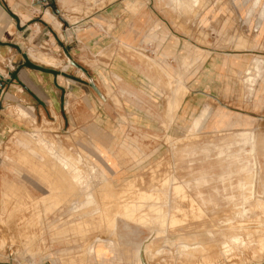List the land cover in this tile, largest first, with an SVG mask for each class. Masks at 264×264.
<instances>
[{"label":"rangeland","instance_id":"1","mask_svg":"<svg viewBox=\"0 0 264 264\" xmlns=\"http://www.w3.org/2000/svg\"><path fill=\"white\" fill-rule=\"evenodd\" d=\"M0 39V264H264V0H0Z\"/></svg>","mask_w":264,"mask_h":264},{"label":"crops","instance_id":"2","mask_svg":"<svg viewBox=\"0 0 264 264\" xmlns=\"http://www.w3.org/2000/svg\"><path fill=\"white\" fill-rule=\"evenodd\" d=\"M111 13L113 12L110 10V8L103 9V10L101 9L95 13L96 16H94L93 18L94 19H115L116 16L117 17L121 16V13H119L118 15L113 13L114 16L112 17L110 15ZM136 14H137L136 16L134 17L131 16V17L132 18H142V19L150 18V14H148L146 11L144 12L143 10L140 12H137ZM10 16L13 17V19L15 20L14 22L15 29H17V27H21L25 25V23L20 22V19L17 15L10 13ZM7 17L10 18L8 15ZM22 22H24V20H22ZM98 40L99 41L92 42V49H94L96 45L100 44L101 39H98ZM4 42L5 41L0 39V44H3ZM74 45L75 46H73L72 48V53H69L67 49L69 47H67L65 43H62V41H60V43L58 44V47L63 52V54L67 53L65 56H66L67 62L69 63L68 66L69 67L73 66L76 71L84 74V72H86L84 70L85 68L84 65L83 64L80 65L79 63H76L75 60L77 59L73 57L74 55H72V54H77V52L81 50L79 49V45L81 44L77 43ZM20 53L22 55L20 58H17L18 60L17 65H16L17 71L16 73H11L10 78H13L12 80L17 79V82L20 83L21 87H23L25 91L30 92L35 97V99L39 101L42 107L52 108L53 111L54 110L57 111L56 109H59V111L61 112V98L62 96L66 94L67 89H69L70 86L83 89V87L80 86L78 82L74 81L72 77H67V76L63 77L61 70L59 69L54 70L52 67H49V69H47L48 65H36L31 61V59H29L27 53L23 52L22 50H20ZM70 57L74 59L70 60L69 59ZM27 61L31 63L32 65H34L35 68H29L27 65ZM31 71L35 72V74H33L34 75L33 79L31 77V74H32ZM46 72L47 74L44 75L43 73H46ZM15 75H16V78H14ZM184 99L185 97L183 98L182 102H184ZM99 116H101L100 113H99ZM81 117H82V121L86 120V114H82ZM81 117H78V118H81ZM71 118H74L73 113H72ZM97 120H98L97 121L98 125L100 126V123H99L100 118Z\"/></svg>","mask_w":264,"mask_h":264},{"label":"water","instance_id":"3","mask_svg":"<svg viewBox=\"0 0 264 264\" xmlns=\"http://www.w3.org/2000/svg\"><path fill=\"white\" fill-rule=\"evenodd\" d=\"M89 85L91 86V88L100 96L102 97V95L99 93V91L97 90V88L95 87V85L93 84V81L90 79L89 80Z\"/></svg>","mask_w":264,"mask_h":264},{"label":"trees","instance_id":"4","mask_svg":"<svg viewBox=\"0 0 264 264\" xmlns=\"http://www.w3.org/2000/svg\"><path fill=\"white\" fill-rule=\"evenodd\" d=\"M27 65H28L29 68H35V66L32 65L31 63H29L28 61H27Z\"/></svg>","mask_w":264,"mask_h":264},{"label":"bare ground","instance_id":"5","mask_svg":"<svg viewBox=\"0 0 264 264\" xmlns=\"http://www.w3.org/2000/svg\"><path fill=\"white\" fill-rule=\"evenodd\" d=\"M95 239H97V238H95ZM93 243V242H92ZM231 248V247H230Z\"/></svg>","mask_w":264,"mask_h":264}]
</instances>
